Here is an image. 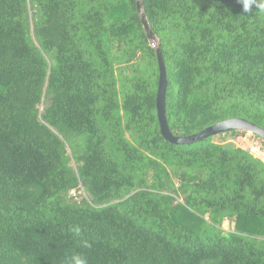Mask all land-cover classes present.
<instances>
[{"label":"trees","instance_id":"1","mask_svg":"<svg viewBox=\"0 0 264 264\" xmlns=\"http://www.w3.org/2000/svg\"><path fill=\"white\" fill-rule=\"evenodd\" d=\"M229 1H142L174 137L264 129V13ZM157 81L137 0H0V264H264V162L166 141Z\"/></svg>","mask_w":264,"mask_h":264},{"label":"water","instance_id":"2","mask_svg":"<svg viewBox=\"0 0 264 264\" xmlns=\"http://www.w3.org/2000/svg\"><path fill=\"white\" fill-rule=\"evenodd\" d=\"M142 1L143 0H137V10L140 15L143 30L147 35L150 44L151 45L153 44L152 48L155 50L156 61H157L158 81H157V91L155 97V107H156V116H157L161 136L166 141L175 145H190L197 142H201L207 138H212L219 134L230 133V132H248L264 141V129L259 128L256 125L247 122L246 120L243 119H227L188 137H174L171 134L165 114V95L167 89L165 66L161 53L157 45H155L156 37L149 28V25L145 18V14L142 11ZM212 1L231 2L229 0H212ZM239 3L242 4V2Z\"/></svg>","mask_w":264,"mask_h":264},{"label":"rangeland","instance_id":"3","mask_svg":"<svg viewBox=\"0 0 264 264\" xmlns=\"http://www.w3.org/2000/svg\"><path fill=\"white\" fill-rule=\"evenodd\" d=\"M155 45H158L157 38L155 40ZM212 141L217 144H222L227 148H240L246 152H249L255 158L264 162V150L261 147L260 139L248 132H230L219 134L217 136L212 137ZM71 194L75 195L76 193L72 192ZM81 194L82 191L79 193V195ZM229 226L230 225H228L227 222H224L222 225L223 229L225 230L229 229Z\"/></svg>","mask_w":264,"mask_h":264},{"label":"clouds","instance_id":"4","mask_svg":"<svg viewBox=\"0 0 264 264\" xmlns=\"http://www.w3.org/2000/svg\"><path fill=\"white\" fill-rule=\"evenodd\" d=\"M243 11L245 13H251L252 12V6H256V11L264 13V0H241ZM74 234L79 235L80 234V227L75 226L70 229ZM85 248L91 247V245L85 241L84 245ZM65 264H88L87 257L84 256L81 253H73L70 257H67L65 260Z\"/></svg>","mask_w":264,"mask_h":264}]
</instances>
